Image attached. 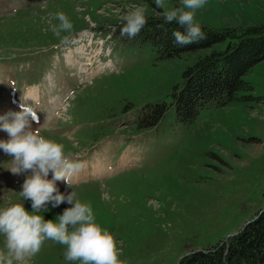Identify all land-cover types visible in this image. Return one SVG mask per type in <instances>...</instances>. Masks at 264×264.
Returning <instances> with one entry per match:
<instances>
[{
  "label": "rangeland",
  "instance_id": "1",
  "mask_svg": "<svg viewBox=\"0 0 264 264\" xmlns=\"http://www.w3.org/2000/svg\"><path fill=\"white\" fill-rule=\"evenodd\" d=\"M165 4L161 14L180 0ZM132 6L129 0H0V114L19 111L20 98H28L39 117L33 129L85 162L72 190L114 235L124 264H177L192 250L237 234L264 208V60L243 77L250 93L178 124L169 93L196 57L161 60L147 44L114 39L108 21ZM55 10L90 11L103 27L85 17L87 28L67 35V43L58 37L52 45L31 43L38 28L51 29ZM195 19L216 30L264 25V0H207ZM124 97L132 105L119 110ZM146 103L168 110L153 129L133 133ZM7 138L0 130V139ZM10 160L0 150V207L19 202L31 211L19 196L30 173L13 175ZM48 207L42 214L54 220L71 205ZM63 253L64 246L45 241L31 264H79Z\"/></svg>",
  "mask_w": 264,
  "mask_h": 264
},
{
  "label": "clouds",
  "instance_id": "2",
  "mask_svg": "<svg viewBox=\"0 0 264 264\" xmlns=\"http://www.w3.org/2000/svg\"><path fill=\"white\" fill-rule=\"evenodd\" d=\"M154 2L158 9L166 8L165 0ZM206 3L207 0H180L179 7L163 11L164 23L174 22L183 29L172 33L177 46L186 47L206 39L195 19L197 10ZM146 12V7L133 5L122 18L121 36L129 39L137 36L148 23ZM54 19L59 23L51 25V31L61 43H67L68 37H62L61 33L72 32V22L63 12L55 13ZM27 99L20 98L19 111L0 114V130L8 137L0 139V150L11 158L7 170L13 175L30 173L25 175L19 196L31 202V211L19 202L0 207V236L4 238L0 264H31L49 240L64 246L66 262L124 264L114 235L96 222L91 204L82 202L72 190V180L85 168V162L66 152L62 143L40 135L38 127L33 129L32 124H39V117ZM57 181L66 185L64 192L60 191ZM65 202L71 207L65 208L54 220L45 219L42 213L49 211V204L56 208Z\"/></svg>",
  "mask_w": 264,
  "mask_h": 264
},
{
  "label": "trees",
  "instance_id": "3",
  "mask_svg": "<svg viewBox=\"0 0 264 264\" xmlns=\"http://www.w3.org/2000/svg\"><path fill=\"white\" fill-rule=\"evenodd\" d=\"M129 3L146 7L149 12L146 14L148 23L137 36L129 39L120 34L122 18L109 20L110 28L106 31L110 32L114 39L124 46L147 44L161 60L180 59L186 54L196 57L194 63L182 71L180 82L173 86L169 93L170 105L174 109L178 124L192 123L203 110L225 106L237 100L240 93H250L253 90L243 77L264 60V25L221 30L201 25L206 39L179 47L175 44L172 33L183 29H179L174 22L164 23L161 10L156 7L153 0H129ZM155 10L158 14L153 12ZM55 13L56 10L50 18L53 25L59 23L54 19ZM66 16L72 22L73 30L70 33H61L62 37L86 29L88 23L85 17H89L95 25L103 27L101 26L103 22H99L90 11L79 14L68 12ZM37 31V36L30 41L31 43L39 42L46 46L60 40L51 29L45 33L41 28ZM223 43L224 50H213L201 56L203 50L212 49L215 45ZM128 97L122 99L123 104L119 110H125L132 105ZM244 98L253 99L250 96ZM167 110L168 106L164 103H146L140 107L131 131L140 134L153 129ZM177 264H264V208L260 209L237 234L215 245L192 250L181 257Z\"/></svg>",
  "mask_w": 264,
  "mask_h": 264
}]
</instances>
